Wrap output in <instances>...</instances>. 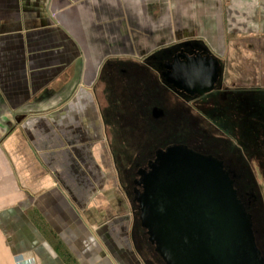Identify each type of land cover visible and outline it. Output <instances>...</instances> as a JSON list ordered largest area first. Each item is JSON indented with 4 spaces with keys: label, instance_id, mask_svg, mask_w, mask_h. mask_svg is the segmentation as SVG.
<instances>
[{
    "label": "crops",
    "instance_id": "1",
    "mask_svg": "<svg viewBox=\"0 0 264 264\" xmlns=\"http://www.w3.org/2000/svg\"><path fill=\"white\" fill-rule=\"evenodd\" d=\"M117 1L132 25L138 1L151 0H0V264H162L133 219L84 83L93 55L115 42L88 32L79 3L117 18ZM260 1L223 5L245 25L264 16Z\"/></svg>",
    "mask_w": 264,
    "mask_h": 264
},
{
    "label": "flooded vegetation",
    "instance_id": "2",
    "mask_svg": "<svg viewBox=\"0 0 264 264\" xmlns=\"http://www.w3.org/2000/svg\"><path fill=\"white\" fill-rule=\"evenodd\" d=\"M140 60L127 62L126 67L120 69L124 79L123 94L129 102L124 110L126 113H130L128 107L135 110L139 116L136 118L141 121L140 127L135 128L139 132L132 130L135 133L130 134L132 140L121 143L117 151L116 135L121 136L122 132L117 131L113 122L110 131L115 138L111 135L109 146L114 161L116 158L120 161L121 169L115 162L118 177L130 202L133 219L150 250L164 264L149 243L146 230L140 226L138 203L134 197L138 191L142 192L140 180L150 172L156 153L172 146H183L221 163L240 204L250 216L255 243L264 263V249L256 224L257 211L261 215V198L255 181L246 179L261 175L258 171L264 166V74L256 78L252 71L257 66L253 64H245L246 74H228L233 64L230 57L217 56L205 41L192 35L162 46ZM117 63L114 64L121 65ZM207 63L210 68L207 77L211 78L215 70V84L210 90L201 93L197 88H182L174 82L175 68L187 64L207 66ZM245 78L255 82L245 83ZM113 109L108 112V117L120 123L122 119L115 111L118 107L113 105ZM193 112H198L206 121L201 131L205 140H197L198 136L191 133L196 131L199 122L192 116ZM182 122L184 136L174 127ZM139 156L145 159L144 163L136 162Z\"/></svg>",
    "mask_w": 264,
    "mask_h": 264
},
{
    "label": "water",
    "instance_id": "3",
    "mask_svg": "<svg viewBox=\"0 0 264 264\" xmlns=\"http://www.w3.org/2000/svg\"><path fill=\"white\" fill-rule=\"evenodd\" d=\"M208 67H177L173 80L203 93L215 84ZM140 183V226L164 264H264L250 216L216 159L172 146L156 153Z\"/></svg>",
    "mask_w": 264,
    "mask_h": 264
},
{
    "label": "rangeland",
    "instance_id": "4",
    "mask_svg": "<svg viewBox=\"0 0 264 264\" xmlns=\"http://www.w3.org/2000/svg\"><path fill=\"white\" fill-rule=\"evenodd\" d=\"M261 3L260 0L256 2L258 7ZM79 4L85 7L88 14H90L89 17L85 18L91 25V27H86L88 32L94 33V36L101 32L104 37H108L106 39L111 42V44L115 42V44L107 50L101 49L98 51L100 55H93L96 58H91L93 60L92 65L86 66L84 83L86 90H95L94 92L96 95L92 102H94L98 108L100 107V114L102 113L105 115L104 118L107 122L106 129L104 128V131H106L105 138L107 139L108 137L110 142L111 135L112 137L115 136L113 132L111 133L110 131L113 122L117 125V131L122 132L121 136H119L118 133L116 135L117 151L120 149L119 146L121 143L124 142V144H127L132 140L130 139V134H135L132 130L138 133L139 131L137 129L141 124L139 123L141 122L138 120L139 118H136L139 116H137L134 109L128 107L127 111L130 113H126L124 110V108L129 105V102L123 94L125 93L124 79L120 69L122 67L125 68L127 62H140L142 57L156 51L158 48L168 46L170 43L186 39L192 35V37L196 36L205 41L217 56L230 57V61H232L233 64L231 65L232 70H228V74L231 73L235 76H239L241 73H248V71L244 69L245 64H253L257 66L256 68L260 67L252 71L255 73L256 78H259L260 75H262L261 73L264 74V16L259 18L260 20L257 23H253L252 21H246L245 25L238 23L237 19L239 17L232 14L229 16L227 15L223 0L138 1V5L134 7L135 12L132 18L135 19V22L132 25L126 24V18L122 17V12H125L126 9L121 1L116 2L118 10L117 18H114V16L103 17V12L101 10H99L101 13L96 11L92 2H81ZM140 10L143 11V15L141 13V16ZM261 13L264 14V9ZM122 19L124 22L121 21ZM114 26H117L115 32H113ZM247 29L253 30V32L251 31L248 33ZM106 30L108 32L105 34L104 31ZM241 30L245 31V33ZM94 44L96 43L94 42ZM99 44L102 47L104 46V44L98 40L97 45ZM108 57L118 58L115 62L121 65L116 66L114 60L107 61V63L104 62L103 64V61ZM87 71H91V73H87ZM244 82L251 84L254 83L255 80L251 81L247 78ZM79 84L80 81H78V85ZM113 105L118 107L115 111L118 114V118L122 119L120 123L113 121L112 117H108V112L113 109ZM192 116L196 117L199 122L196 131L191 133L198 136L197 140L201 138L204 139L205 134H202L201 131L206 121H204L203 116L198 112H193ZM182 126L183 122L181 125L178 123L174 127L177 129L178 133L184 136L185 130ZM169 131L170 130H168V132ZM170 132H172V130ZM134 138L137 140L136 137ZM145 155L146 154H144V156ZM144 161L145 159L139 156L136 162L144 163ZM259 161L262 160L260 159ZM114 162H116L121 169L120 161L117 158ZM258 172L261 175H255V177L252 178L247 177L246 179L255 181L261 198L262 210L260 209L261 215L257 211L256 224L260 234L261 247L264 249V166H262ZM118 179L120 180L119 177ZM119 182L121 184V181ZM260 216L262 217L260 218Z\"/></svg>",
    "mask_w": 264,
    "mask_h": 264
}]
</instances>
